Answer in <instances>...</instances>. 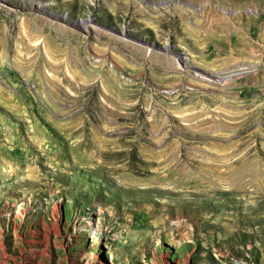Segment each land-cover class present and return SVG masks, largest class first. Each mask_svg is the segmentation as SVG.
Returning <instances> with one entry per match:
<instances>
[{"label": "rangeland", "instance_id": "obj_1", "mask_svg": "<svg viewBox=\"0 0 264 264\" xmlns=\"http://www.w3.org/2000/svg\"><path fill=\"white\" fill-rule=\"evenodd\" d=\"M0 264H264V0H0Z\"/></svg>", "mask_w": 264, "mask_h": 264}]
</instances>
